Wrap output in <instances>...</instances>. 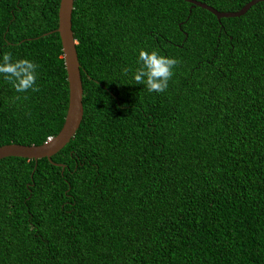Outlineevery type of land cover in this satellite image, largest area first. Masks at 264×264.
<instances>
[{"label":"trees","instance_id":"trees-1","mask_svg":"<svg viewBox=\"0 0 264 264\" xmlns=\"http://www.w3.org/2000/svg\"><path fill=\"white\" fill-rule=\"evenodd\" d=\"M60 1L0 0V55L38 65L23 93L0 76V146L63 128ZM72 29L84 118L52 161L0 160V264H264V2L219 20L185 0H75ZM141 48L177 60L162 93L132 78Z\"/></svg>","mask_w":264,"mask_h":264},{"label":"water","instance_id":"water-1","mask_svg":"<svg viewBox=\"0 0 264 264\" xmlns=\"http://www.w3.org/2000/svg\"><path fill=\"white\" fill-rule=\"evenodd\" d=\"M193 5L204 8L219 20L222 18H235L245 15L254 5L264 0H252L239 11L222 12L198 0H185ZM75 0H61L59 7V26L56 30L60 34L62 50L68 74L69 84V106L65 123L59 134L49 138L42 145H21L7 144L0 146V160L8 157H21L29 160L47 158L52 161V157L59 153L79 130L84 118V88L81 76V65L77 52V41L72 29V16ZM62 165V164H56ZM63 166V165H62Z\"/></svg>","mask_w":264,"mask_h":264},{"label":"clouds","instance_id":"clouds-1","mask_svg":"<svg viewBox=\"0 0 264 264\" xmlns=\"http://www.w3.org/2000/svg\"><path fill=\"white\" fill-rule=\"evenodd\" d=\"M139 67L132 74L137 84H142L148 93H162L173 76L177 64L174 57L160 54L156 50L141 48L138 52ZM38 65L27 58L13 60L9 53L0 55V76L10 81L17 93L35 89ZM122 72L127 74L128 68Z\"/></svg>","mask_w":264,"mask_h":264}]
</instances>
